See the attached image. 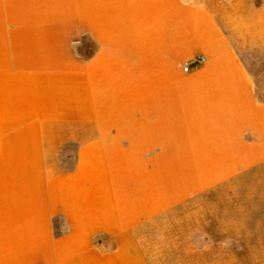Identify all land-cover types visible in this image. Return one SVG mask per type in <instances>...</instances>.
Masks as SVG:
<instances>
[{"label":"crops","instance_id":"1","mask_svg":"<svg viewBox=\"0 0 264 264\" xmlns=\"http://www.w3.org/2000/svg\"><path fill=\"white\" fill-rule=\"evenodd\" d=\"M244 51L203 0H0V264L264 258Z\"/></svg>","mask_w":264,"mask_h":264},{"label":"rangeland","instance_id":"2","mask_svg":"<svg viewBox=\"0 0 264 264\" xmlns=\"http://www.w3.org/2000/svg\"><path fill=\"white\" fill-rule=\"evenodd\" d=\"M212 10L229 33V37L248 57L252 55V64L262 70L264 79V0H203ZM252 48V52H250ZM92 52L81 53L88 56ZM74 150L70 148L71 158L66 168L74 163ZM264 264V258H242V264Z\"/></svg>","mask_w":264,"mask_h":264},{"label":"built area","instance_id":"3","mask_svg":"<svg viewBox=\"0 0 264 264\" xmlns=\"http://www.w3.org/2000/svg\"><path fill=\"white\" fill-rule=\"evenodd\" d=\"M203 62H204V57L201 56L198 59H195L193 63L184 64L183 65V70L185 72H188L192 68L193 65L196 66V65L202 64Z\"/></svg>","mask_w":264,"mask_h":264}]
</instances>
